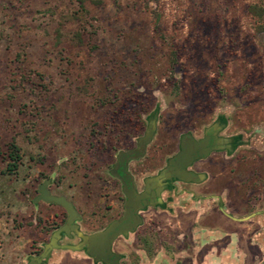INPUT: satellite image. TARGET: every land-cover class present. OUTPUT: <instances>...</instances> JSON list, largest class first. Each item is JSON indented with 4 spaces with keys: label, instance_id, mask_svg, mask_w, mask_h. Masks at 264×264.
Returning a JSON list of instances; mask_svg holds the SVG:
<instances>
[{
    "label": "rangeland",
    "instance_id": "1",
    "mask_svg": "<svg viewBox=\"0 0 264 264\" xmlns=\"http://www.w3.org/2000/svg\"><path fill=\"white\" fill-rule=\"evenodd\" d=\"M252 5L264 0H83L82 15L78 0H0V147L13 139L21 150L17 174L0 173L7 264L21 243L14 221L36 209L43 182L90 217L103 195L97 170L108 178L113 154L133 147L150 122L145 175L159 167L158 149L175 150L181 134L218 116L232 130L260 132L245 156L264 161V33ZM209 170L208 192L229 186L224 163ZM105 192L99 210L110 204ZM145 221L117 241L120 264L145 263V235L155 256L174 253L169 216Z\"/></svg>",
    "mask_w": 264,
    "mask_h": 264
},
{
    "label": "flooded vegetation",
    "instance_id": "2",
    "mask_svg": "<svg viewBox=\"0 0 264 264\" xmlns=\"http://www.w3.org/2000/svg\"><path fill=\"white\" fill-rule=\"evenodd\" d=\"M151 125L152 122L148 124V128H151ZM232 128L233 127L228 121L218 116L211 124L202 127L198 132L196 130H191L181 134L176 143L175 150L169 151V153L167 149L164 150L165 153L162 149L156 151L158 152L156 157L159 158L157 163H160V165L149 175H145L146 172L142 173V171L145 170L150 162L148 149L151 141L144 145V142L139 143L140 137L136 140L133 147L117 150L113 154L112 161L105 169L108 178H103L99 169L96 172L99 188L101 192L103 191L102 194L104 195V191H106L105 194L110 195L111 201L109 206L99 210V207H101L100 202L103 199V195L101 196L100 194L97 197V209L94 210V204H90L91 216L85 218L76 206L71 203L79 215V220L74 223L77 226L78 232L85 236H91L103 232L114 222L123 221L125 217V204L127 201L124 194L125 188L123 180L126 181L127 190L130 191L129 188L132 186L135 192L133 202L136 210L134 217L136 218L137 225L132 231L117 235L111 243V253L118 256L114 264H120L123 260V256L115 250V245L120 238L126 239L129 235H135L139 229L145 225V217L147 216H164L165 218L170 216L168 193H174L178 189L179 191L185 192L191 188L190 186L194 185L202 186L205 194L208 196L217 194L206 190V185L209 184L211 179L209 169L218 164L223 165V163L228 176L226 183L229 186L224 187L223 191L218 193H226L227 207L245 212H249L250 209L255 206L263 209L264 161H260L258 158L252 161V159L245 156V152L248 149H257L260 146V132L256 130L245 132L243 130H232ZM194 143H196L198 147V157L183 170L186 173L195 175L198 179L197 181L186 182L177 176V170L173 162H175L181 154L185 153V150L187 151L192 148ZM130 152H132V154H129ZM121 153L126 154V156L122 157L123 162L119 163L118 158ZM178 165L179 164H176V166ZM138 175L141 177H138ZM154 179L158 180L157 183L153 181ZM236 181L238 182L235 183ZM236 184L238 187L235 186ZM64 213V218L62 219L64 222L61 224V220L60 222L52 223L54 224L52 227L54 230L47 233V238L43 242L44 244L50 241L54 232L65 225L67 214L65 211ZM144 239V246L141 249L144 254V264H150L149 260L151 257L156 259L153 264H166L165 260H163V262L159 261L161 254L157 256L154 255L147 235L144 236ZM80 242L81 239L77 234L70 232L68 236L62 234L57 244L60 246H76ZM155 247L153 250H155ZM162 249H164V247ZM42 251L43 246L38 247V249L32 252L30 258L38 257ZM68 251L70 250L53 249L48 258L44 259L41 264H45L53 253ZM71 252L84 254L93 264H110L91 258L86 248L81 251ZM165 254L167 255V253ZM176 264L179 263L177 262Z\"/></svg>",
    "mask_w": 264,
    "mask_h": 264
},
{
    "label": "crops",
    "instance_id": "3",
    "mask_svg": "<svg viewBox=\"0 0 264 264\" xmlns=\"http://www.w3.org/2000/svg\"><path fill=\"white\" fill-rule=\"evenodd\" d=\"M188 191L168 193L171 213L175 223V251L160 252L159 261L166 264H264V208L258 206L249 212L227 207L225 192L208 196L202 186H190ZM49 190V188H48ZM174 194V195H173ZM45 204V203H44ZM50 210L52 204H45ZM60 208V207H59ZM32 210L21 222L14 221V231L19 233L13 245L9 264H26L37 247L44 245L47 233L43 228L64 218L62 208L58 211ZM37 220H41V225ZM43 243V244H42ZM187 247H185V246ZM175 254V255H174ZM5 256L1 264H7ZM154 257L149 260L153 264ZM93 264L82 253H53L45 264Z\"/></svg>",
    "mask_w": 264,
    "mask_h": 264
},
{
    "label": "water",
    "instance_id": "4",
    "mask_svg": "<svg viewBox=\"0 0 264 264\" xmlns=\"http://www.w3.org/2000/svg\"><path fill=\"white\" fill-rule=\"evenodd\" d=\"M151 126V128L147 129L145 135L139 139V143L144 142L145 145L151 141L155 129L154 123H152ZM197 152L198 147L196 143H194L192 148L188 149L187 151L185 150V153L181 154L179 158L173 162V165L177 170V176L186 182L197 181L198 179L195 175L186 173L183 170L187 165L191 164L195 158L198 157ZM129 154H132V152ZM124 156H126L124 153L119 155V163L123 162L122 157ZM176 164L179 165L176 166ZM153 181L157 183L158 180L154 179ZM123 184L125 188L124 194L127 199L125 204V217L123 221L112 223L101 233L85 236L78 232L77 226L74 224L79 220V215L74 206L63 197L52 196L48 190L49 181L43 182L37 191L38 194L36 196V203L43 202L45 204H52L62 208L67 214V220L64 226L52 234L50 241L43 245L42 253L36 258H30L27 264H41L44 259L48 258L50 252L53 249L81 251L84 248L87 249V252L91 258L101 260L104 263L114 264L118 259V256L111 253V243L117 237V235L132 231L137 225L136 218L134 217L136 210L133 202L135 198V192L132 186L129 188L130 191L127 190L126 181L123 180ZM70 232L76 233L81 239V242L76 246L58 245L57 243L61 239V235L64 234L68 236Z\"/></svg>",
    "mask_w": 264,
    "mask_h": 264
},
{
    "label": "trees",
    "instance_id": "5",
    "mask_svg": "<svg viewBox=\"0 0 264 264\" xmlns=\"http://www.w3.org/2000/svg\"><path fill=\"white\" fill-rule=\"evenodd\" d=\"M79 11L82 15H88V12L83 7V0H78ZM247 12L259 20V24L256 28L257 33H264V7L259 5H252L247 7ZM174 56V55H173ZM173 61L174 58H173ZM175 66V62L173 64ZM174 69V68H173ZM21 150L16 142L12 139L4 148L0 147V163L4 165V168L0 170L2 175H16L19 167L21 166ZM65 214V213H64ZM41 225V220H37ZM64 220L61 221V224ZM54 224H48L43 228L44 233H48L54 228ZM57 226V225H56Z\"/></svg>",
    "mask_w": 264,
    "mask_h": 264
}]
</instances>
